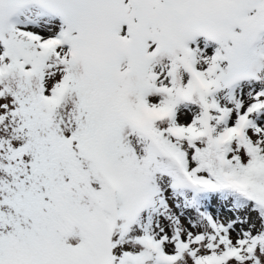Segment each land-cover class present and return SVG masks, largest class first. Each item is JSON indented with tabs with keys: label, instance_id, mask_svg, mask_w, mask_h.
Listing matches in <instances>:
<instances>
[{
	"label": "snow or ice",
	"instance_id": "snow-or-ice-1",
	"mask_svg": "<svg viewBox=\"0 0 264 264\" xmlns=\"http://www.w3.org/2000/svg\"><path fill=\"white\" fill-rule=\"evenodd\" d=\"M0 264H264V0H0Z\"/></svg>",
	"mask_w": 264,
	"mask_h": 264
}]
</instances>
